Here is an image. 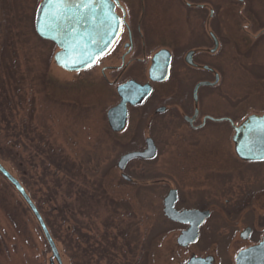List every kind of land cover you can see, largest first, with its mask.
<instances>
[{
  "label": "rangeland",
  "instance_id": "374dc122",
  "mask_svg": "<svg viewBox=\"0 0 264 264\" xmlns=\"http://www.w3.org/2000/svg\"><path fill=\"white\" fill-rule=\"evenodd\" d=\"M11 1L16 8L7 11L0 7V65L4 61L9 65L13 71L14 84L24 101L21 104L23 108L14 111L15 129H1L0 140L8 139L13 146L11 149L22 153L25 161L23 169L1 155L0 161L19 179L43 218L48 219L49 216L52 220L59 207L50 200L46 202V187L51 185V178L40 176L42 165L28 159L34 151L19 133L26 114L44 139L62 149L74 166L79 167L76 169L83 173L88 181L87 186H99L104 194L119 202L120 206L116 210L126 225L121 224V227L128 236H137L135 239L138 240L139 253L143 249L146 256L145 264H185L191 256L207 255L214 257V264H235V255L251 243L239 237L240 229L249 220L248 217L264 214V163L246 165L255 177L250 182L248 178L232 185L236 188L241 184L242 190L239 189L238 193H243L247 187L254 188L258 183L256 197L250 204L253 207H249V210L252 207V212L241 213L232 223L227 222L224 207L216 206L215 214L220 217L217 227L212 225L213 220H209L202 227L196 242L187 246L178 245L176 238L181 226L163 217L161 201L164 194L158 193L163 192L162 183L152 188V166H165L172 174L180 175V166L184 165L181 157L186 150L190 152L192 149L184 139L178 137L183 131L174 135L166 133L158 140L161 152L155 160H135L129 164V175L133 172L139 177L136 185L123 181L117 160L132 146L144 145L141 135L148 133L147 125L136 126V119L132 115L125 130L113 132L106 120V110L117 101L113 88L102 82L97 70L66 72L56 66L53 62L54 44L40 38L34 29L35 10L40 0ZM228 33L234 38L241 36V31L236 29H229ZM242 38L245 39L243 35ZM241 41L240 50L236 52L230 44L224 43L222 55H238L220 57L222 82L217 90L221 92V98L213 99L212 95L202 102L205 108L213 112L236 113L238 117L241 114L243 117L264 112V33L256 40ZM231 60L235 63L231 64ZM230 100L236 105L229 104ZM5 125L2 123L1 127ZM208 127L202 135L210 140L209 149L221 156L220 163L240 167L239 162L228 154L232 150V143L226 124L220 122ZM132 137H135L136 142H132ZM18 140L25 141L26 148L20 144L15 146ZM206 146L204 144V147L199 148L201 151L207 150L204 149ZM45 179L49 180L47 185ZM223 198H219L220 205L224 204ZM104 217V212H100L99 216L89 213L87 218L77 215L84 223L81 231L96 239L103 233ZM109 231L117 235L115 229L110 228ZM146 235H150L151 243L150 240L149 243H143ZM54 240L64 264L79 262L76 256L70 258L64 252L60 241ZM131 246L134 247V244ZM49 256L50 250L36 218L13 186L0 174V264H48ZM104 263L102 261L100 264Z\"/></svg>",
  "mask_w": 264,
  "mask_h": 264
},
{
  "label": "flooded vegetation",
  "instance_id": "af4514ba",
  "mask_svg": "<svg viewBox=\"0 0 264 264\" xmlns=\"http://www.w3.org/2000/svg\"><path fill=\"white\" fill-rule=\"evenodd\" d=\"M0 7L9 11L15 6L11 0H0ZM115 12L121 19L120 32L111 48L88 71L97 70L102 82L113 88L117 98L113 105L120 100L116 92L118 85L128 80L149 84L150 92L142 102L127 104L126 125L121 130L128 127L134 115L136 126L146 124L148 127V133L141 135L144 145L132 146L121 155L144 150L146 138H151L156 148L152 158H133L122 170L118 168L121 178L127 184L136 185L139 177L133 172L129 175V164L135 160H155L161 152L158 140L166 133L174 135L183 131L178 137L192 149L190 152L186 150L181 157L184 165L180 166V175L172 174L165 166H152V188L162 183L163 192L158 193L164 194L161 201L163 217L180 225V232L189 224L171 220L163 211L164 198L170 190H176V210L208 211L198 228V240L206 222L213 220L215 227L220 222L214 211L216 206L224 207L227 222L232 223L241 213L253 211L250 204L256 197L258 183L254 188L247 187L243 193H238L239 189L242 190L241 184L237 185V189L232 186L248 178L250 182L254 176L246 165L256 162L239 159L231 138L232 123L238 124L247 114L238 117L236 113H216L205 108L202 102L212 95L213 99L221 98V92L217 90L222 82L220 57L238 55H222L224 43L230 44L236 52L239 41H252L263 35L264 0H117ZM229 29L241 31L240 38H234L228 33ZM165 57H170L167 77L158 80L154 77L158 75V68L161 70L164 67ZM202 82L208 84L200 85ZM229 104L233 106L236 102L230 100ZM220 122L225 123L230 131L232 150L228 154L239 162L240 167L221 164V156L209 149L210 140L202 135L208 126ZM132 138V142H136L135 137ZM204 144L207 145L204 149H208L201 151L199 147H204ZM220 197H224V204H219ZM248 219L238 234L242 238V232L246 230L248 233L242 239L251 243L244 248L258 244L264 237V214ZM212 262L214 264V257Z\"/></svg>",
  "mask_w": 264,
  "mask_h": 264
},
{
  "label": "water",
  "instance_id": "95a60500",
  "mask_svg": "<svg viewBox=\"0 0 264 264\" xmlns=\"http://www.w3.org/2000/svg\"><path fill=\"white\" fill-rule=\"evenodd\" d=\"M115 4L117 0H40L35 10L34 29L39 37L55 44L53 62L56 66L66 72L85 70L111 48L121 29V19L115 12ZM169 58L165 57L164 67L161 70L158 68V75L154 78L163 80L167 77ZM157 60L160 61V57ZM116 92L120 100L106 110V120L112 131L119 132L126 125L127 104L142 102L149 94L150 87L149 84L128 80L118 85ZM232 127L231 138L236 156L244 161H264V112L251 113L240 123H232ZM146 143L142 151L121 155L117 167L122 170L127 161L133 158H152L156 148L151 138H146ZM0 174L13 186L36 218L50 250L48 264H64L61 252L35 203L19 179L1 161ZM175 201L176 190H170L164 198L163 211L171 220L189 224L176 238L178 245L187 246L197 239L198 228L209 213L191 209L178 211L174 207ZM247 235L246 230L241 233L242 238ZM212 261L211 255L191 256L185 264H213ZM235 263L264 264V237L258 244L241 249L235 256Z\"/></svg>",
  "mask_w": 264,
  "mask_h": 264
},
{
  "label": "trees",
  "instance_id": "16d2710c",
  "mask_svg": "<svg viewBox=\"0 0 264 264\" xmlns=\"http://www.w3.org/2000/svg\"><path fill=\"white\" fill-rule=\"evenodd\" d=\"M13 78V71L4 61L0 65V131L15 129L14 111L23 108L21 104L24 99L17 91ZM26 115L19 133H22L21 136L27 139V143L31 144L30 147L34 151L28 159L36 164L38 161V165H42L40 176L51 178V185H47L49 180L44 181L48 190L46 202L52 201L59 209L52 220L48 216L44 221L53 238L62 243L64 252H67L70 258L76 256L79 261L77 264H100L102 261L105 262L104 264H145L146 256L143 249L139 253L138 240L135 239L137 236L135 234L128 236L126 230L121 227L124 222L119 211L116 210L119 202L104 194L99 186L95 188L87 186L88 181L83 173L76 169L79 167L74 166L68 156L62 153V149L55 147L48 139H44L36 125L28 119V114ZM2 123L6 125L1 127ZM29 133L32 135L29 136ZM14 144L26 148L25 141L18 140ZM11 148L13 146L8 139L0 140L1 157L8 158L18 168L23 169L25 159L22 153ZM100 212L105 213L102 222L103 233L99 239H96L89 233L81 231L84 223L77 218V215L87 218L89 213L99 216ZM110 228L115 229L117 235L112 234ZM146 236L143 243H151L150 235ZM118 239L121 240L120 243ZM131 244H134V247ZM142 246L145 248L143 244Z\"/></svg>",
  "mask_w": 264,
  "mask_h": 264
},
{
  "label": "snow or ice",
  "instance_id": "6c2138e0",
  "mask_svg": "<svg viewBox=\"0 0 264 264\" xmlns=\"http://www.w3.org/2000/svg\"><path fill=\"white\" fill-rule=\"evenodd\" d=\"M58 2H62V0H58Z\"/></svg>",
  "mask_w": 264,
  "mask_h": 264
}]
</instances>
